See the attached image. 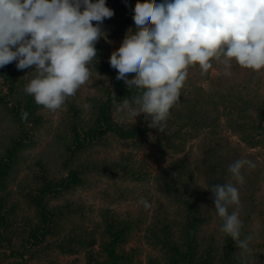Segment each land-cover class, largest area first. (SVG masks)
Returning <instances> with one entry per match:
<instances>
[{"label":"rangeland","instance_id":"374dc122","mask_svg":"<svg viewBox=\"0 0 264 264\" xmlns=\"http://www.w3.org/2000/svg\"><path fill=\"white\" fill-rule=\"evenodd\" d=\"M154 2L160 0H106L114 15L103 22L106 36L96 43L91 78L55 111L36 104L24 91L32 78L30 69L17 70L16 62L0 68V164L8 163L0 201L9 218L6 227L0 224V264H113L107 251V225L112 222L125 229L124 242L117 247L125 258L119 264H171L172 252L165 246L185 245L186 219L188 213L194 217L190 204L195 202L200 222L196 258L205 260L210 252V264H223L226 235L220 232L222 220L212 193L203 187L236 184L228 167L240 158L257 164L254 170H242L244 182L237 184L242 237L253 235L246 260L264 264V69L242 68L233 60L231 74L225 75L224 65L215 59L207 73L199 65L189 66L167 130L147 127L143 113L123 119L120 110L133 96L112 105L110 123L138 135L108 132L71 153L76 148L74 132L84 138L89 129L96 130L99 104L112 101L115 78L109 73V57L121 53L136 8ZM29 99L32 118L22 122L13 112L14 104L21 101L27 112ZM233 121L247 125L235 131ZM16 144L20 148L10 160ZM106 164L112 169L105 170ZM71 169L80 180L45 198L54 221L49 234L35 243L33 235L43 223L32 193L49 183H66ZM141 198L150 206L145 208ZM154 230L159 238L152 235ZM239 256L234 245V264H239Z\"/></svg>","mask_w":264,"mask_h":264},{"label":"clouds","instance_id":"9594fccd","mask_svg":"<svg viewBox=\"0 0 264 264\" xmlns=\"http://www.w3.org/2000/svg\"><path fill=\"white\" fill-rule=\"evenodd\" d=\"M113 15L106 0H0V68L16 62L17 70L30 69L24 91L55 111L91 78L96 43L106 36L103 22ZM213 59L224 65L225 75L233 60L242 68L264 69V0H160L137 7L121 53L109 57L117 84L139 90L123 104L121 117L143 113L147 127L164 132L188 67L199 65L207 73ZM256 167L253 160L237 159L228 167L236 184L203 187L212 193L220 232L240 250L239 264H247L253 235L242 237L237 184L244 182L242 170ZM140 203L150 206L144 198Z\"/></svg>","mask_w":264,"mask_h":264},{"label":"trees","instance_id":"16d2710c","mask_svg":"<svg viewBox=\"0 0 264 264\" xmlns=\"http://www.w3.org/2000/svg\"><path fill=\"white\" fill-rule=\"evenodd\" d=\"M110 75H112L115 78V82L113 85V88H111V96H112V101L111 103H100L99 101V106H100V113L101 116L98 120V127L96 128V130L93 128L89 129L88 132H85L84 134V138L80 137V132L76 130V132H74V142H75V147L72 149V154H74L77 150H79V147H82L86 144V141L88 140H93L96 141L97 139H99L100 137L104 136L106 133L108 132H117V134H119L120 136L123 137H131V136H136L138 135L137 131H132V130H125L122 129L120 127H115L113 126V124L110 123L111 118H112V113H111V107L114 103H116L117 101L121 102L124 101L126 99H130L133 96L137 95L138 92H132L131 90L127 89L126 87H124L123 85H118L117 84V80L119 79V77L116 74H113L111 70H109ZM15 91V86L12 84L10 86V93L11 96L13 95ZM116 97L115 100H113V97ZM30 97H33L30 95ZM32 99H29L27 102V108L26 111H23L22 108L25 106L24 104H22L21 101H15L14 104V108H13V112L14 114L18 117L19 120H21L22 122H28L31 118H32V112H30V110L33 107V101ZM31 104V105H30ZM27 114V118L24 119L23 116L24 114ZM246 123H239V122H231L230 127L235 130V131H241L246 127ZM77 124H75V128L76 129ZM79 145V146H78ZM20 147L18 146V144H16V146L14 147L13 150L10 151V155H9V159L13 160V153L15 149H19ZM104 169L105 170H110L112 169L109 164L104 165ZM71 172V177L69 178V180L66 183H59V184H55V185H51L50 183L45 185L44 187H38L36 192L32 193V198L35 201V205L41 215V221L43 223V229L42 230H37L35 232V234L33 235L35 240H33L35 243L40 242V239L45 237L46 235L49 234V226L52 224V222L54 221V217L53 214L51 212L50 209H48L45 198L53 193L58 191L59 187H64V186H70L71 184L76 183L77 181L80 180V177L78 176V173L75 170H70ZM8 175V163L7 162H3L0 164V182L2 181V179H4L5 176ZM51 185V186H50ZM191 206V211L195 212L194 217H192L191 215L187 216V226H186V235L187 237L185 238V245L184 244H176L173 245L171 243L167 244L165 246V248L169 251L172 252V256L170 257V263L171 264H210V259L212 258L210 252H207V258L205 260L202 261H198V259L196 258V247H197V243H196V236L195 233L197 232V229L199 227V218L196 216V210L194 209L196 206L197 208V202L190 204ZM194 210V211H193ZM8 214H5L2 210V202L0 201V224L4 227H6L8 225ZM125 229L124 228H118L114 225V223L112 222L111 224L109 223L107 225V233L110 237V241L108 243V252H109V256L113 257L112 258V263L113 264H119V261L123 258H125V255L122 254H117V247L119 243L124 242V235H125ZM158 232L154 230V232H152V235L156 238H159L160 236L157 234ZM165 235L167 233L163 232ZM226 240H227V246H226V252H225V256L223 258V264H234L233 263V252H234V245L235 242L231 239V237L226 236ZM165 244V243H164ZM67 250L70 249L71 247L67 244L66 245ZM211 257V258H210Z\"/></svg>","mask_w":264,"mask_h":264}]
</instances>
